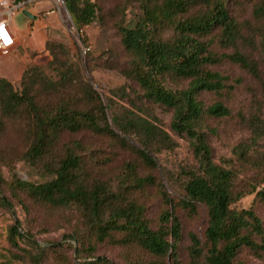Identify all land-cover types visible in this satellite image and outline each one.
<instances>
[{
  "label": "trees",
  "instance_id": "16d2710c",
  "mask_svg": "<svg viewBox=\"0 0 264 264\" xmlns=\"http://www.w3.org/2000/svg\"><path fill=\"white\" fill-rule=\"evenodd\" d=\"M62 1L76 31L101 18L95 0ZM122 1L115 29L128 62L120 74L137 86L144 106L171 114L169 132L187 142L194 165L170 176L154 158L178 145L152 111L144 107L127 115L114 111L109 100L103 104L83 75L86 54L77 62L64 45L46 43L52 56L46 71L26 67L17 87L0 78V139L8 127L21 135V159L37 178L26 182L13 169L9 181L0 175V208H12L7 193L17 202L22 194L36 205L73 211L82 231L66 236L77 245L74 251L70 246L69 258L63 251L68 245L53 250L40 246L16 222L6 228L9 248L0 253V264H46L50 255L55 264H112L93 256L97 245L122 248L127 264H175L182 239L177 214L195 216L198 207L206 211L207 226L202 241L189 237L194 263L242 264L237 256L243 250L264 259L262 223L252 208L241 209L240 204L258 187L255 199L264 200V155L251 156L264 141V123L257 115L245 120L249 138L231 150L240 167L262 175L260 182L243 186L232 161L214 163L207 144L208 122L228 117V109L219 101L206 106L200 100L203 94L221 98L227 79L210 68L224 61L256 77L264 98V70L244 52H256L264 63V0ZM131 5L137 13L127 20ZM230 6L248 8L250 20L239 24L230 16ZM213 42L232 53L212 52ZM64 132L109 138L132 159L112 183L92 162L94 153H86L79 142L59 147ZM5 159L1 154L0 162ZM150 189L165 206L155 228L140 197Z\"/></svg>",
  "mask_w": 264,
  "mask_h": 264
},
{
  "label": "rangeland",
  "instance_id": "374dc122",
  "mask_svg": "<svg viewBox=\"0 0 264 264\" xmlns=\"http://www.w3.org/2000/svg\"><path fill=\"white\" fill-rule=\"evenodd\" d=\"M95 1L102 11L101 18L76 31L64 6L57 9L54 0H35L31 4L33 5L32 9L36 12L33 21L23 20L20 15L13 21V28L17 32V44L10 54H0V78L17 87L26 67L36 66L44 71L47 70L52 56L45 49L46 43L62 44L67 48L74 61L83 60L86 54L85 63L82 65L83 75L98 92L103 104L109 100L114 111L127 115L130 112L139 114L138 110L147 107L159 121L160 127L169 132L171 114L159 108H150L146 104L144 106L140 100L137 86L120 74V70L125 68L128 59L121 47L115 25L120 19L116 7L123 6L124 2L122 0ZM136 13V6H129L125 13L126 19L131 20ZM229 13L239 24L250 20L248 8L230 6ZM83 49L86 50L84 54ZM210 50L218 55L232 53L231 50L221 49L215 42ZM244 52L257 63L259 71L262 72L264 63L258 54L249 49ZM210 69L227 79V88L222 92L221 98L217 99L210 94H203L200 96V100L206 106L219 101L229 111L228 117L208 122L207 144L212 160L216 164L232 161L234 168L238 170V182L241 185L258 183L262 179V175L254 168L240 167L231 150L249 138L244 124L245 120L252 115H257L264 123L262 86L256 77L229 61H224ZM169 134L178 147L172 153L155 156L154 160L175 178L183 169L193 167L194 161L187 142L174 136L171 132ZM72 141L79 142L86 153H94L95 158L92 162H96V168L102 170L103 178L112 181V183L122 165L132 159L131 153L124 147H118L109 138L93 136L88 132L62 133L59 138V147ZM24 150L25 144L21 135L10 127L6 128L0 139V155L2 154L6 158L0 162V175L6 181L10 179L11 169L26 182L37 180L33 176L34 173L21 159ZM262 154L264 155V141L260 140L251 156L255 160ZM107 159H111V161L107 163ZM155 176L161 179L163 173L157 170ZM260 188L258 187L255 192L245 196L240 204L241 209L252 208L264 228V200L255 199V194ZM168 192L170 193L169 190ZM7 194L12 208H0V253L4 248H9L5 240L6 228L19 222L20 231L27 232L36 244L52 250L55 245H68V248L63 251L67 257H72L73 251L77 250V245L75 242L69 241L66 236L82 231L78 217L73 211H58L36 205L22 194L18 195L20 202H17L9 193ZM140 197L145 207V216L150 226L155 228L165 206L155 189L148 190ZM177 216L181 224L182 239L177 245L175 264H197L189 256V237L194 235L200 241L204 239V231L207 226L206 211L203 207H198L195 216H190L182 211H179ZM70 246L73 247V251ZM124 254L125 252L120 247L97 245L93 256L104 257L112 264H127L123 258ZM237 261L242 264H264V259L257 258L246 250L239 253ZM168 263L171 264L170 260ZM46 264H55L51 255Z\"/></svg>",
  "mask_w": 264,
  "mask_h": 264
},
{
  "label": "built area",
  "instance_id": "2783aa9c",
  "mask_svg": "<svg viewBox=\"0 0 264 264\" xmlns=\"http://www.w3.org/2000/svg\"><path fill=\"white\" fill-rule=\"evenodd\" d=\"M57 9L64 6L62 0H54ZM32 3V0H0V54L8 55L17 44V35L13 28V19L16 14ZM53 13V12H52ZM49 14V13H48ZM86 52L83 49V54Z\"/></svg>",
  "mask_w": 264,
  "mask_h": 264
},
{
  "label": "water",
  "instance_id": "95a60500",
  "mask_svg": "<svg viewBox=\"0 0 264 264\" xmlns=\"http://www.w3.org/2000/svg\"><path fill=\"white\" fill-rule=\"evenodd\" d=\"M18 15H20L23 18V20H26V21L31 22L34 20V16L31 15L27 10L20 11L18 14L15 15V17H17ZM15 17H14V19H15ZM14 19H13V21H14Z\"/></svg>",
  "mask_w": 264,
  "mask_h": 264
},
{
  "label": "crops",
  "instance_id": "0c3cea01",
  "mask_svg": "<svg viewBox=\"0 0 264 264\" xmlns=\"http://www.w3.org/2000/svg\"><path fill=\"white\" fill-rule=\"evenodd\" d=\"M34 1H35V0H32V3H33ZM32 3H31V4H32ZM31 4L28 6L27 11H28L31 15H33V16L35 17V13H36V12L32 9V6H33V5H31ZM25 25H26V24H25ZM15 32H16V31H15ZM16 34H17V32H16Z\"/></svg>",
  "mask_w": 264,
  "mask_h": 264
}]
</instances>
